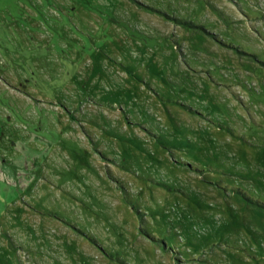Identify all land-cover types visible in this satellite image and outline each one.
<instances>
[{
	"label": "rangeland",
	"instance_id": "1",
	"mask_svg": "<svg viewBox=\"0 0 264 264\" xmlns=\"http://www.w3.org/2000/svg\"><path fill=\"white\" fill-rule=\"evenodd\" d=\"M0 185V264H264V0H0Z\"/></svg>",
	"mask_w": 264,
	"mask_h": 264
},
{
	"label": "crops",
	"instance_id": "2",
	"mask_svg": "<svg viewBox=\"0 0 264 264\" xmlns=\"http://www.w3.org/2000/svg\"><path fill=\"white\" fill-rule=\"evenodd\" d=\"M0 186H1V185H0ZM5 186H6V185H5ZM5 186H4V187H5ZM4 195H5V198L7 199V195H6V193H4Z\"/></svg>",
	"mask_w": 264,
	"mask_h": 264
}]
</instances>
